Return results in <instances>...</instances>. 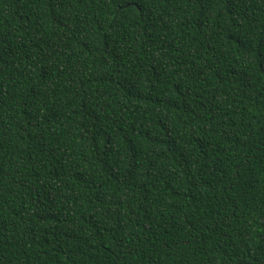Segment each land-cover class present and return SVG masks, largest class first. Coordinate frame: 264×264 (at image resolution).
I'll return each mask as SVG.
<instances>
[{
  "label": "trees",
  "instance_id": "trees-1",
  "mask_svg": "<svg viewBox=\"0 0 264 264\" xmlns=\"http://www.w3.org/2000/svg\"><path fill=\"white\" fill-rule=\"evenodd\" d=\"M0 264H264V0H0Z\"/></svg>",
  "mask_w": 264,
  "mask_h": 264
}]
</instances>
